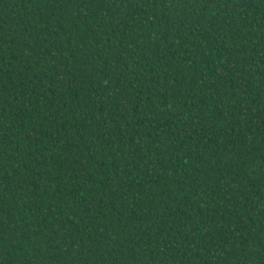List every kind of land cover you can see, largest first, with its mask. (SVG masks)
I'll return each instance as SVG.
<instances>
[{
  "label": "trees",
  "instance_id": "obj_1",
  "mask_svg": "<svg viewBox=\"0 0 264 264\" xmlns=\"http://www.w3.org/2000/svg\"><path fill=\"white\" fill-rule=\"evenodd\" d=\"M0 264H264V0H0Z\"/></svg>",
  "mask_w": 264,
  "mask_h": 264
}]
</instances>
